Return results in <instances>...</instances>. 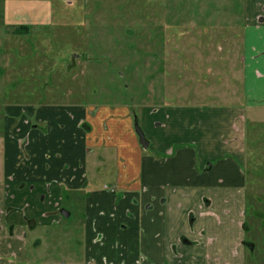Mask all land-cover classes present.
<instances>
[{
  "label": "rangeland",
  "instance_id": "374dc122",
  "mask_svg": "<svg viewBox=\"0 0 264 264\" xmlns=\"http://www.w3.org/2000/svg\"><path fill=\"white\" fill-rule=\"evenodd\" d=\"M251 1L0 0V179L10 182L5 172L11 154L17 166L32 168L26 123L16 116L20 107L125 103L135 121L146 104L228 110L245 99L264 104V82L244 79L248 49L259 35L264 37V25L248 24ZM12 2L25 7L10 6L7 18L6 7ZM28 15L34 23H25ZM248 25L261 27L253 40L250 30L246 34ZM258 72L264 76L263 69ZM246 114L251 120L250 159L244 172L247 178L259 176L248 183L247 237L256 248L246 255L247 264H262L264 116L258 124L255 110L246 109ZM27 186L28 191L35 188V196L47 193L49 200L30 198L28 206L39 203L29 212L18 200L10 204L14 194V198L0 195V210H6L0 217V264H83V234L66 232L78 216L75 209L67 219L59 213L55 220L45 216L50 207L60 206L61 197L54 198L58 183L39 180ZM30 219H36L38 226L29 228Z\"/></svg>",
  "mask_w": 264,
  "mask_h": 264
},
{
  "label": "crops",
  "instance_id": "0c3cea01",
  "mask_svg": "<svg viewBox=\"0 0 264 264\" xmlns=\"http://www.w3.org/2000/svg\"><path fill=\"white\" fill-rule=\"evenodd\" d=\"M12 5L25 7L9 3L7 18ZM248 16V24L264 25V0H252ZM28 18L25 23H34ZM250 25L246 34L250 30L253 40L261 27ZM256 40L248 49L244 79L264 82L258 72L264 71V37ZM233 106L146 104L137 117L147 149L125 103L20 107L16 116L26 123L32 168L17 166L11 154L5 172L10 182L0 179V195L14 194L12 206L18 200L22 209L34 212L35 201L49 197L25 187L39 180L57 182L52 194L61 197L60 206L50 207L45 216L55 220L59 211L71 216L75 209L78 216L66 232L83 234V264H247L248 183L259 176L247 178L244 172L250 159L246 109L256 111L252 117L259 124L264 104L245 99ZM216 117L224 120H212Z\"/></svg>",
  "mask_w": 264,
  "mask_h": 264
},
{
  "label": "flooded vegetation",
  "instance_id": "af4514ba",
  "mask_svg": "<svg viewBox=\"0 0 264 264\" xmlns=\"http://www.w3.org/2000/svg\"><path fill=\"white\" fill-rule=\"evenodd\" d=\"M22 27H24L25 28V26H22ZM21 27V29H24V28H22ZM6 212V210H4V211H1L0 210V217L4 214ZM59 214H61L63 217H69L70 215H68L69 213L68 212H66L65 210H61V211H59ZM49 216V215H48ZM47 215H46V218L48 217ZM27 226L29 227V228H35L36 226H38V222H37V220L36 219H30L29 221H28V224H27ZM6 227V226H5ZM245 229H247L248 230V224L246 223L245 224ZM1 230V229H0ZM16 233H17V231H16ZM10 234H12V233H10ZM22 235L25 237V235H26V232L24 231V233L22 232ZM249 235V233H248V231H247V235H246V238H245V240H244V242H243V245H244V250L246 251V253H245V255L246 254H248L249 256L250 255H252L254 252V250H255V248H256V244L254 243V241H250L249 240V238L247 237ZM247 256V255H246ZM250 259H249V257L247 256V262L249 261Z\"/></svg>",
  "mask_w": 264,
  "mask_h": 264
},
{
  "label": "water",
  "instance_id": "95a60500",
  "mask_svg": "<svg viewBox=\"0 0 264 264\" xmlns=\"http://www.w3.org/2000/svg\"><path fill=\"white\" fill-rule=\"evenodd\" d=\"M135 130L139 136L140 144L147 149L149 147V141L146 139L145 133L143 132L142 128L140 127L138 120H135Z\"/></svg>",
  "mask_w": 264,
  "mask_h": 264
},
{
  "label": "trees",
  "instance_id": "16d2710c",
  "mask_svg": "<svg viewBox=\"0 0 264 264\" xmlns=\"http://www.w3.org/2000/svg\"><path fill=\"white\" fill-rule=\"evenodd\" d=\"M22 28H24V27H22ZM136 120V119H135ZM138 120V119H137Z\"/></svg>",
  "mask_w": 264,
  "mask_h": 264
}]
</instances>
